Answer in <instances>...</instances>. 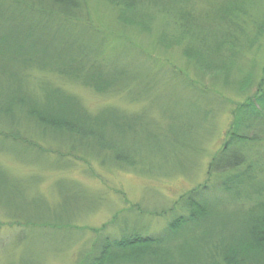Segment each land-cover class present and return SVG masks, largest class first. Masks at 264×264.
<instances>
[{"label":"rangeland","instance_id":"rangeland-1","mask_svg":"<svg viewBox=\"0 0 264 264\" xmlns=\"http://www.w3.org/2000/svg\"><path fill=\"white\" fill-rule=\"evenodd\" d=\"M84 3L85 16L102 32L95 40H105L106 60L124 65L123 82L138 78L127 88L123 83L126 89L98 92L33 69L31 88L50 83L91 114L146 113L156 132L171 126L170 132L150 141L133 133L125 144L145 167L128 168L104 152L74 150L66 137L42 133L25 118L21 131L0 119V173L9 176L2 182L0 175V264H86L107 241L139 231L169 236L171 223L188 214L182 195L206 183L209 197L223 205H215L206 227L178 229L164 246L175 253L183 245L189 255L163 264H207L220 240L238 233L244 215L264 233V0ZM7 8L1 35L19 23L16 7ZM17 130L22 137L15 140ZM230 133L233 152L245 161L222 173L231 187L222 191L210 165Z\"/></svg>","mask_w":264,"mask_h":264},{"label":"trees","instance_id":"trees-1","mask_svg":"<svg viewBox=\"0 0 264 264\" xmlns=\"http://www.w3.org/2000/svg\"><path fill=\"white\" fill-rule=\"evenodd\" d=\"M11 3L20 17L19 23L13 24L7 35L0 34V43L3 44L0 47V119L16 124L21 131L20 119L25 118L27 122L36 124L42 133L66 137L74 150L78 147L86 153L89 150L104 152L107 157H114L122 167H145L125 142L132 139L130 137L135 132L148 141L157 139L158 134L169 133L171 126L164 133L156 132L155 123L148 119L146 113L128 114L117 108L91 114L75 96L54 88L50 83L39 82L38 88L30 86L33 69L78 80L98 92L126 89L132 79L138 78L125 81L124 87V65L118 68L114 64L117 59L106 60L103 55L105 40H95L102 38V32L85 16L84 0H0V20ZM19 130L12 134L15 140L17 136L22 137ZM228 135L210 165V171L213 173L214 170L221 177L215 187L222 191L231 188L226 178L222 179L225 175L222 173L245 161L242 154L232 150L236 134ZM158 146L163 149L162 143ZM1 174L4 182L9 176L2 170ZM10 180L15 186L20 184L11 178L9 183ZM208 184L182 195L179 203L187 208L188 214L179 215L180 223H171V235L153 237L139 231L120 240L107 241L103 254L87 257L86 264H163L179 255L187 257L189 253L183 245L177 247L175 253L164 245L180 235L183 229H178L183 225L196 223L195 228H204V222L211 217L209 215L213 210L217 211L215 205L220 200L209 197ZM245 217L235 224L239 228L236 235L233 233L220 240L208 256L207 264H264V233L256 231L258 225L251 224L249 216ZM230 221L234 224L232 219ZM219 258H222L221 262Z\"/></svg>","mask_w":264,"mask_h":264}]
</instances>
